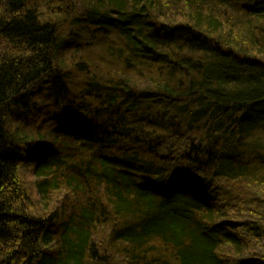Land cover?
<instances>
[{"label":"trees","instance_id":"16d2710c","mask_svg":"<svg viewBox=\"0 0 264 264\" xmlns=\"http://www.w3.org/2000/svg\"><path fill=\"white\" fill-rule=\"evenodd\" d=\"M0 264H264V0H0Z\"/></svg>","mask_w":264,"mask_h":264}]
</instances>
